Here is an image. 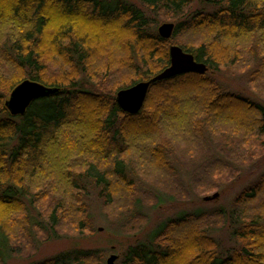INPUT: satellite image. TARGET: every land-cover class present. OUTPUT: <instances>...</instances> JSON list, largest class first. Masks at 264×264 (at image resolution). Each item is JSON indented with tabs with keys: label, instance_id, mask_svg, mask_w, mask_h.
Returning <instances> with one entry per match:
<instances>
[{
	"label": "trees",
	"instance_id": "trees-1",
	"mask_svg": "<svg viewBox=\"0 0 264 264\" xmlns=\"http://www.w3.org/2000/svg\"><path fill=\"white\" fill-rule=\"evenodd\" d=\"M136 1L0 0V264L35 238L90 233L92 196L114 230L137 234L143 205L187 199L182 177L206 194L264 161V108L216 79L246 74L264 100V0ZM159 18L175 25L169 40ZM170 45L207 72L151 84L125 114L115 95L167 68ZM24 80L56 92L14 117L4 101ZM229 206L160 222L116 264H264V174ZM215 224L234 247L220 252ZM104 259L75 249L32 264Z\"/></svg>",
	"mask_w": 264,
	"mask_h": 264
},
{
	"label": "rangeland",
	"instance_id": "rangeland-1",
	"mask_svg": "<svg viewBox=\"0 0 264 264\" xmlns=\"http://www.w3.org/2000/svg\"><path fill=\"white\" fill-rule=\"evenodd\" d=\"M120 1L136 5L138 4L136 0ZM158 22V27L163 23H172L170 20L161 18H159ZM246 78V74H234L229 70L220 72V74L216 77L225 89L224 91L249 99L261 106V108H264V100L254 91L250 90ZM262 174H264V161L259 162L256 166L244 169L241 177L238 178L236 183L232 182L224 184L221 190L206 194L194 192L191 187H189V180L186 177H182L184 183L186 184L185 187H187V190L189 191L187 199L184 200L176 198L167 200L162 202L157 207H155L152 203L143 205L142 210H144V213L147 215V221H145L146 223L143 224L144 226L142 225V229L137 234H120L118 231L114 230L105 218L104 212L101 210V203L98 201L96 196H92L89 201V213L91 218L90 225L92 227L90 233H74L70 229H67L60 231L57 238H52L50 236L35 238L29 247H21V251L12 257L6 264H32L42 262L60 253L70 252L75 249L98 250L102 255H104V263L112 254L116 255L118 260V258L120 259L122 252L129 244L142 238L147 232H149V230L156 228L162 221L174 219L183 213L196 211H200L206 216L213 215L220 210L225 214L230 207L229 205L231 204L234 195L242 190H245L252 184H255L257 179ZM153 189H156V187ZM213 194H218V197L210 201L203 200V198L212 196ZM210 228L211 229L208 231V235L217 240L220 252L227 251L235 246V242L231 237H229L230 228L227 227V225L215 224V227L212 226ZM116 262L114 264H116Z\"/></svg>",
	"mask_w": 264,
	"mask_h": 264
},
{
	"label": "water",
	"instance_id": "water-1",
	"mask_svg": "<svg viewBox=\"0 0 264 264\" xmlns=\"http://www.w3.org/2000/svg\"><path fill=\"white\" fill-rule=\"evenodd\" d=\"M174 28L175 25L173 23H163L157 28L158 36L163 40H169ZM168 52L170 58L168 61L169 66L162 72H159L147 82H139L117 92L115 95L116 103L125 114L135 115L142 109L151 84L180 75L190 73L203 75L206 73V65L196 61L191 54L184 52L179 46H170ZM54 92H56V89H51L34 81L24 80L11 90L10 95L4 101L7 112L14 117L22 116L33 101L50 94L52 95ZM217 195L207 196L203 200H214L218 197ZM116 260L117 256L112 254L106 259L104 264H114Z\"/></svg>",
	"mask_w": 264,
	"mask_h": 264
}]
</instances>
